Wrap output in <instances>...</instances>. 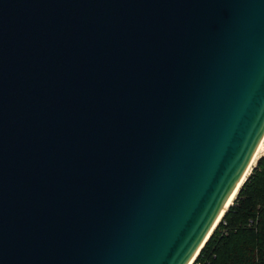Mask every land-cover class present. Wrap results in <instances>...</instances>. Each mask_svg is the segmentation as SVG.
<instances>
[{
  "label": "water",
  "instance_id": "1",
  "mask_svg": "<svg viewBox=\"0 0 264 264\" xmlns=\"http://www.w3.org/2000/svg\"><path fill=\"white\" fill-rule=\"evenodd\" d=\"M264 132V0H0V264H189Z\"/></svg>",
  "mask_w": 264,
  "mask_h": 264
},
{
  "label": "trees",
  "instance_id": "2",
  "mask_svg": "<svg viewBox=\"0 0 264 264\" xmlns=\"http://www.w3.org/2000/svg\"><path fill=\"white\" fill-rule=\"evenodd\" d=\"M189 264H264V154L256 157Z\"/></svg>",
  "mask_w": 264,
  "mask_h": 264
},
{
  "label": "bare ground",
  "instance_id": "3",
  "mask_svg": "<svg viewBox=\"0 0 264 264\" xmlns=\"http://www.w3.org/2000/svg\"><path fill=\"white\" fill-rule=\"evenodd\" d=\"M264 143V132L262 133L259 141L257 142L255 148H254V151L250 157V160L248 162V164L246 165L245 169L242 171V173L240 174L238 180L236 181L235 185L233 186L232 190L230 191L229 195L227 196L223 206H222V209L220 210V212L218 213V215L216 216L213 224H212V227L215 225L216 221L219 219L221 213L223 212V210L227 207V205L229 204V201H232V198H233V193L236 192L239 184L241 183V181L244 179V177L246 176L247 172L249 171L250 167H251V164L253 163L254 159H256L257 157V153L259 151V149L261 148L262 144ZM263 147H264V144H263ZM212 229V228H211ZM194 256H192L191 259H193ZM192 261V260H191Z\"/></svg>",
  "mask_w": 264,
  "mask_h": 264
},
{
  "label": "rangeland",
  "instance_id": "4",
  "mask_svg": "<svg viewBox=\"0 0 264 264\" xmlns=\"http://www.w3.org/2000/svg\"><path fill=\"white\" fill-rule=\"evenodd\" d=\"M264 144V143H263ZM263 144H262V146H261V148L259 149V151H258V153H257V156L258 155H261V154H264V147H263ZM255 162V159H254V161H253V163ZM253 163L251 164V165H253ZM250 170V169H249ZM249 172V171H248ZM247 172V173H248Z\"/></svg>",
  "mask_w": 264,
  "mask_h": 264
},
{
  "label": "snow or ice",
  "instance_id": "5",
  "mask_svg": "<svg viewBox=\"0 0 264 264\" xmlns=\"http://www.w3.org/2000/svg\"><path fill=\"white\" fill-rule=\"evenodd\" d=\"M233 195H235V193H233ZM229 203H231V201H229Z\"/></svg>",
  "mask_w": 264,
  "mask_h": 264
}]
</instances>
